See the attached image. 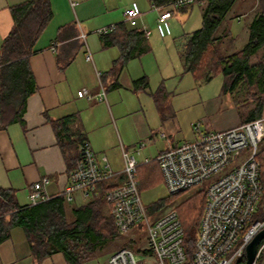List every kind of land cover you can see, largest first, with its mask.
<instances>
[{"label": "trees", "instance_id": "obj_1", "mask_svg": "<svg viewBox=\"0 0 264 264\" xmlns=\"http://www.w3.org/2000/svg\"><path fill=\"white\" fill-rule=\"evenodd\" d=\"M173 0H151L158 6H169ZM202 0H196L199 2ZM202 22L189 32L182 48L180 59L186 71L197 79L208 82L217 75L223 76L222 92L235 95L236 104L252 103L250 112L241 114L240 121H248L261 115L264 109V0H259L253 19L248 24V40L242 48L228 51L224 38L228 33L219 28L237 0H204ZM195 3V2H194ZM180 6L182 10L188 6ZM13 24L0 44V127L21 121L28 96L37 88L30 64V57L37 50L36 42L53 15L50 0H24L11 6ZM103 45H115L119 55L114 58L106 74L117 78L122 68L135 56L151 50L145 32L140 25H131L126 19L114 23L108 32L100 34ZM149 85L146 75L133 80L134 90L146 89ZM73 114L52 120L64 151H72L67 158L68 172L75 166L82 134L73 137L63 127ZM67 129V127H66ZM61 134V135H60ZM63 135V136H62ZM71 149V150H70ZM260 176L264 183V148L257 155ZM108 180L98 183L99 195L70 208L68 217L67 201L62 194H52L35 204H21L14 188L0 187V242L10 235L13 227H21L35 259L61 251L68 264H77L89 259L120 234L114 225L109 205L104 197ZM140 187L143 181L139 179ZM190 223L184 228L183 247L186 263L193 264L192 255L205 204L206 188ZM174 194V193H170ZM166 198L162 197L148 205L152 214L164 210ZM178 212V211H177ZM180 217V216H179ZM181 219V218H180ZM182 222V220H181ZM136 232H143L136 229ZM264 241L261 240L260 244ZM119 247L142 250L135 237H128ZM147 251V249H144ZM264 257V246L256 262ZM245 254L235 264H242Z\"/></svg>", "mask_w": 264, "mask_h": 264}, {"label": "built area", "instance_id": "obj_2", "mask_svg": "<svg viewBox=\"0 0 264 264\" xmlns=\"http://www.w3.org/2000/svg\"><path fill=\"white\" fill-rule=\"evenodd\" d=\"M194 2L196 0H173L165 7L152 5L161 9L159 20L168 28L171 10ZM140 14L134 2L125 10V19L131 25H138ZM113 26L114 23L98 27L95 32L103 34ZM142 28L146 35L150 34V29ZM85 35L82 31L79 37L84 39ZM85 57L92 59L88 48ZM96 73L101 86L97 98L104 99L106 90L101 72L97 70ZM77 93L88 98L92 96L86 88ZM197 132L195 139L167 147L156 159L170 193L213 177L206 187L192 261L193 264H235L245 254L251 239L264 228V183L257 158L264 148V109L260 116L238 125ZM144 146L141 141L137 151ZM121 157V170H114L108 157L105 154L98 157L90 142L84 139L75 166L68 172V182L58 194L71 201L74 193L80 192L89 199L99 195L98 183L106 180L110 183L118 176L120 179L112 181L104 191L115 228L120 234L134 228L146 232V245L139 251L129 247L114 250L109 264H146L147 253L156 257V264H185L184 228L177 210L169 207L157 215L149 212L140 195L137 173L141 162L123 144ZM149 161L150 158H144L145 163ZM47 182L44 176L32 184L28 194L30 204L52 196L45 189ZM263 246L264 241L259 245L258 254Z\"/></svg>", "mask_w": 264, "mask_h": 264}, {"label": "crops", "instance_id": "obj_3", "mask_svg": "<svg viewBox=\"0 0 264 264\" xmlns=\"http://www.w3.org/2000/svg\"><path fill=\"white\" fill-rule=\"evenodd\" d=\"M22 1L24 0H0V44L13 24L11 6ZM50 1L53 15L36 42L37 50L30 57L37 88L27 98L22 120L13 122L6 128L0 127V187L14 188L17 200L21 204L29 203L28 194L32 189V184L44 176L48 178L45 189L51 195L60 192L68 182L67 158L72 155V151H64L65 148H63L52 120L73 114L74 117L67 121L61 134L65 135L66 131L73 137L82 134L90 142L99 157L101 154H105L101 151L102 148H105L101 130V106L103 107L102 116L105 118L106 124L109 127L113 126L110 114L113 117L118 108L116 97L123 80H126V84L134 90L133 80L138 78L129 77L127 72H124L128 64L122 68L117 78L111 74H106L114 58L117 57L113 50L115 45L104 46L102 36L91 31L119 20V10L116 11V9L122 8L120 6L121 0ZM130 1L135 2L137 6L146 2V0H127V2ZM147 1L152 4L151 0ZM251 1L252 4L254 1L253 8H255V0H248L247 4L250 5ZM257 1L259 2V0ZM195 3L204 6L205 1ZM193 5L184 10L172 9L170 17H173L175 10L186 11ZM254 14L249 16L248 13L239 12L238 19L242 15L247 16L249 17V24ZM156 30L162 37L166 36L170 33L169 21L167 28L158 16ZM82 31L86 34L84 39L79 37ZM222 32L228 33L224 38L225 46L230 44L231 49L229 51L233 50L234 36L229 29L224 28ZM188 33L184 34L183 44ZM92 35H95L93 36L94 39H92ZM148 35L145 34L149 43ZM248 35L247 25L245 43L248 40ZM87 48L91 52V60L85 57ZM136 57L138 56L133 57V59ZM97 70L101 72L102 84L106 90L104 99L97 98L101 91ZM81 88L89 90L92 96L90 98L79 96L77 91ZM223 94H229L233 97L238 118L242 116L241 114L246 115L250 112L252 103L245 101L236 104L234 98L237 94L230 92ZM147 125L149 128L147 134H151L152 128L149 123ZM167 128L171 131L174 126L167 124ZM111 129L113 128L111 127ZM160 134L167 138V144L158 151L157 155L167 147L179 144L165 131H160ZM136 145L126 147L130 148L129 150H132L135 155L136 152L142 155L143 148L147 144L145 143V146L139 151H137ZM107 157L114 170H121L123 166L122 157L116 162L110 160L109 156ZM144 158L142 157V160L138 158V160L142 163ZM148 158L151 159V157ZM119 179L116 176L110 180V183ZM78 198H81L82 202L87 200L80 192H75L74 200L66 201L67 203L73 202L77 201ZM0 264L68 263L61 251L51 253L41 259H35L22 228L13 227L10 235L0 242Z\"/></svg>", "mask_w": 264, "mask_h": 264}, {"label": "rangeland", "instance_id": "obj_4", "mask_svg": "<svg viewBox=\"0 0 264 264\" xmlns=\"http://www.w3.org/2000/svg\"><path fill=\"white\" fill-rule=\"evenodd\" d=\"M247 3L248 0H239L235 3L219 28V32L224 28L230 30L234 36L233 49L240 48L247 39L249 17L242 15L238 19L239 12L252 16L259 2L255 0V8H253L254 1L253 4L251 1L252 5ZM132 4L131 1L121 0L122 8L116 9V11L119 10V20L112 23L125 19V10ZM138 8L141 11L138 23L144 28L151 29V34L148 35L151 50L130 59L124 72H127L129 77L146 75L149 85L146 89L135 91L126 84V80H123L116 97L118 108L116 107L113 117L109 112L113 129L106 124L101 106V130L105 141V148L101 151L109 156L110 160L116 162L121 158V143L129 147L137 144L136 149L141 141L146 143L142 155L136 152L139 159L151 157L149 162L142 161L138 167V179L143 181L140 187L142 201L148 206L164 197L166 198L164 209L174 207L182 223L189 224L192 214L197 211L204 195L203 190L199 191V187L206 188L213 177L170 194L156 159L158 151L167 144V138L162 137L160 131H165L174 141L182 143L195 139L197 131L228 128L242 121L240 117L238 118L233 97L222 93L223 76L219 74L211 81H201L185 70L180 59L179 50L183 46L184 34L201 25L203 5L194 3L186 11L175 10L173 17L168 19L170 33L164 37L156 30L157 17L161 9L147 0L143 5L138 4ZM95 29L91 31L97 34ZM93 36L95 35H92V39H94ZM227 49L228 51L231 49L230 44L227 45ZM113 50L118 56L119 48L113 46ZM147 123L152 128L151 134H147L149 132ZM167 124L173 125L174 129L169 131ZM82 201L78 198L77 201L67 203L69 219L71 218L70 208ZM135 230L136 228L116 237L81 264H109L111 253L121 248L119 246L128 237H135L141 246L146 245V232L135 233ZM144 261L146 264H156V257L147 253ZM254 264H264V257Z\"/></svg>", "mask_w": 264, "mask_h": 264}, {"label": "water", "instance_id": "obj_5", "mask_svg": "<svg viewBox=\"0 0 264 264\" xmlns=\"http://www.w3.org/2000/svg\"><path fill=\"white\" fill-rule=\"evenodd\" d=\"M264 239V228L261 229L247 244L245 248V261L242 264H254L258 256V248Z\"/></svg>", "mask_w": 264, "mask_h": 264}]
</instances>
